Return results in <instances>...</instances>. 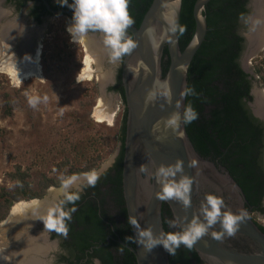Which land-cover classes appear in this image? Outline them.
I'll list each match as a JSON object with an SVG mask.
<instances>
[{"label":"water","instance_id":"water-1","mask_svg":"<svg viewBox=\"0 0 264 264\" xmlns=\"http://www.w3.org/2000/svg\"><path fill=\"white\" fill-rule=\"evenodd\" d=\"M209 1L195 0L192 9L194 33L182 51L177 35L182 0H152L138 27L131 25L127 30L136 46L123 56L120 64L126 107L121 186L133 246L120 243L133 254L136 264H169L168 252L162 246L147 250L141 243L140 233L149 228L154 237L165 233L161 218L163 205L168 207L174 223L182 231L193 219H202L199 209L206 194L223 200L225 207L222 212L227 210L239 214L243 210L246 215L231 236L225 234L216 239L215 235L222 232L220 225L216 224L192 246L201 262L264 264V233L251 219V211L245 207L246 199L240 186L224 168L197 154L184 129L186 79L190 63L207 33L205 7ZM260 4L258 6L254 0L248 29L242 33L245 47L240 61L246 73L249 72L247 60L264 44V7ZM44 5L51 14L63 13L72 17L69 11L51 10L45 1ZM0 13L1 22L4 13ZM149 29L152 30L150 34ZM95 35L88 34L86 38L100 41V37ZM164 48L167 49L169 65L163 76ZM263 93L253 90V101L248 106L254 117L264 122V114L257 110V99L264 102ZM173 116L179 118L175 127L166 126ZM177 160L183 162V171L177 174L176 179L183 175L193 180L188 207L175 200L158 198L160 185L153 175L155 169L161 164H174ZM193 161L196 162L195 167L191 166ZM142 168L145 171H141ZM78 180L81 182L76 187L90 179L83 176ZM63 194L53 197L49 190L43 199L32 200L49 205L36 218L37 223L51 217L57 209L56 201ZM11 211L12 208L0 224V229L10 218ZM39 239L35 241L41 243L47 240L44 236ZM35 255L43 261L42 264H48V251Z\"/></svg>","mask_w":264,"mask_h":264},{"label":"rangeland","instance_id":"rangeland-1","mask_svg":"<svg viewBox=\"0 0 264 264\" xmlns=\"http://www.w3.org/2000/svg\"><path fill=\"white\" fill-rule=\"evenodd\" d=\"M1 8L4 11L1 25L11 23L9 18L24 16V13L11 15L9 9ZM70 22L64 16H53L41 26L32 28L37 34L41 53V82L30 79L13 85L0 72V224L17 203L41 200L50 189L65 185L68 189L65 187L63 196L80 191L81 187L76 186L81 182L78 178L83 176L90 179L84 185H91L93 173L98 172L96 176L99 178L112 166L118 153L117 133L124 107L108 85L120 68L121 59L115 64L110 63L101 43V34H94L100 37L96 43H100L97 45L105 54L102 53L100 71L108 78L100 83L93 74L90 82L79 81L85 51L80 42L72 43L66 31ZM6 54L0 55V59ZM91 67L97 69L95 63ZM247 69L253 80V90L264 92V44L247 60ZM257 70L260 74L256 73ZM99 101L108 104V109L114 113L110 126L97 123L94 118ZM22 193L33 196L13 201ZM63 196L56 201L57 206ZM252 218L264 226V217L253 215ZM49 219L32 226L31 234L49 238L48 229L43 224ZM170 223L169 220V227ZM170 228L175 230V227ZM6 234V244L15 246L21 242L16 229ZM51 240L48 239L54 242ZM47 260L48 264H59L56 255L51 253Z\"/></svg>","mask_w":264,"mask_h":264},{"label":"trees","instance_id":"trees-1","mask_svg":"<svg viewBox=\"0 0 264 264\" xmlns=\"http://www.w3.org/2000/svg\"><path fill=\"white\" fill-rule=\"evenodd\" d=\"M152 0H128V12L135 27ZM72 0H68L70 4ZM195 0H182L178 25V43L182 51L194 33L192 9ZM247 0H210L205 7L207 33L200 48L195 53L187 74L183 124L186 135L194 150L202 158L224 168L238 184L245 196L246 207L259 208L264 194V172L261 167V152L264 144V128L261 122L250 114L247 102L252 97V78H249L240 63L244 50V38L239 32V22L247 16ZM44 8V7H42ZM126 35L131 38L127 32ZM123 58V57H122ZM162 75L169 65L167 49L163 50ZM260 74V71H256ZM120 70L116 86L109 88L117 92L123 103V114L118 128L119 151L112 166L105 171L83 195L69 200L61 216H55L54 224L63 228L66 245L70 249L67 262L78 263L84 257L100 259L101 264H136L130 251L123 249L121 257L109 251L104 239V229L97 217V204L109 207L114 202L121 208L124 221L116 223L121 238L133 246V238L122 195V161L125 136L126 107L121 86ZM188 106L197 113V118L186 122L185 110ZM21 194L14 197L31 198ZM10 205V203H9ZM9 205L7 207H9ZM57 223V220H61ZM163 228L165 233L180 232L171 229L168 222L172 215L166 205L162 206ZM264 233V227L258 225ZM92 250V254H90ZM191 253L192 256H189ZM169 264H201L192 247L180 245L169 254Z\"/></svg>","mask_w":264,"mask_h":264},{"label":"clouds","instance_id":"clouds-1","mask_svg":"<svg viewBox=\"0 0 264 264\" xmlns=\"http://www.w3.org/2000/svg\"><path fill=\"white\" fill-rule=\"evenodd\" d=\"M60 6H67L72 11L71 22L66 26V31L70 35L72 43L86 39L90 32L101 34V43L106 50L109 62L117 63L136 45L133 40L126 35L129 27L134 23L128 12V0H57ZM149 34L151 29L148 30ZM10 55H14L11 51ZM35 104V101H30ZM197 118V113L191 106L185 110L186 122H191ZM177 116H173L166 122V126L175 127ZM196 162H192L195 167ZM183 162L177 160L174 164L165 166L161 164L155 169L154 178L160 185L158 198L161 200H175L182 203L185 207L190 205L189 193L193 180L190 177L180 175L183 171ZM145 171V169H141ZM98 177L93 174L90 184L94 186ZM69 200L74 197L69 196ZM224 202L221 198L213 194H206L200 205L199 215L202 219H193L180 232L160 233L158 236L152 234L151 229H146L140 233L141 243L147 250H152L157 246H162L170 255L180 245L191 248L208 230L219 224L222 232L215 235L220 239L222 235L231 236L237 228L238 223L244 218L246 212L243 210L239 214L230 211H223ZM170 227H175L174 222ZM93 264H100L99 259H94Z\"/></svg>","mask_w":264,"mask_h":264},{"label":"flooded vegetation","instance_id":"flooded-vegetation-1","mask_svg":"<svg viewBox=\"0 0 264 264\" xmlns=\"http://www.w3.org/2000/svg\"><path fill=\"white\" fill-rule=\"evenodd\" d=\"M44 1L47 3L48 7L51 10H66L69 11L70 13H72V11L65 5V6H60L59 3L57 2V0H0V12H2L1 8L2 6H4L5 8L9 9L8 11L11 13V15H15L17 16L18 14L24 13V16L18 19L14 18H9L11 23L9 24H5V25H1V28L4 27L5 29L3 30H11L13 29V32H9L10 34L4 35L5 37H3L4 40H9L11 39L12 41V49L11 52L13 53L14 50V55H12L15 58H19L21 57L22 53H23V49L22 47H26L25 48V55H32L35 53L36 49L38 48V40H37V34L34 32V27H39L41 26L45 20H47L50 17L53 16H64L66 17L69 21H71V17L66 15V14H51L48 12L46 6L44 5ZM263 4L264 7V0H256V4ZM260 4V5H261ZM259 6V5H258ZM44 7V8H42ZM245 8L247 10V16L244 20H240L239 22V32L242 33L248 29V17L252 14L253 12V8H254V0H247ZM4 13V11L2 12ZM1 15V13H0ZM28 25H31V29H28ZM33 28V29H32ZM90 34H99L96 32H90ZM99 43V42H98ZM15 44V45H14ZM100 44V43H99ZM26 45V46H25ZM13 46H15L13 48ZM244 47H245V40H244ZM27 49V50H26ZM41 55V53H40ZM1 57V56H0ZM8 57V56H7ZM122 60V58H121ZM241 63V61H240ZM120 68L116 71V73L114 74L113 80L112 82H109V88H113L114 86H116V82H117V77H118V72H119ZM249 75V74H248ZM121 77V74H120ZM249 78H252L251 75H249ZM122 86V84H121ZM252 91H253V86L250 90V96L252 97V99L247 102V107L248 110L250 112V114L252 115L253 118L254 115L251 111V109L248 106V103H251L253 101V95H252ZM112 92L116 95L117 98H119L121 100L120 95L113 91ZM122 101V100H121ZM258 101V100H257ZM258 111H260L262 114H264V102H260L258 103ZM261 104V105H259ZM260 108V109H259ZM256 120H258L259 122H261V125L264 128V122L255 118ZM119 151V150H118ZM118 154V153H117ZM117 156V155H116ZM114 163V162H113ZM220 167V166H217ZM261 167L262 170L264 172V144L262 147V152H261ZM92 185L89 186H85L84 184H81L80 187V191L79 190H75L72 191L70 193H68L67 195L63 196V199L60 201V204L57 206L56 213H54L51 217H49V222L47 223H43L44 225H46L48 232H49V238H47L46 242H44L42 244L38 243V245H42L43 249L42 252L48 251V254L51 253L53 255H56V260L59 264H93V260L94 259H98L97 257H93V258H88V257H84L83 259H81L78 263H70L67 262L66 259L64 258H69L70 257V249L68 248V246L66 245V240H64V237H66L65 234H63V228L61 226H57L56 224H54V218L55 216H61V214L63 212H66L67 209L65 210V204L69 201L68 197L72 196L75 197L77 195H83L85 194V191L88 190V192L90 193V196H93L92 191L90 190V187ZM259 208H255L253 209L252 207H245L247 210L251 211V219L255 222L256 220H254L252 218L253 215H256L257 217H264V194L262 195V197L260 198L259 201ZM125 208V206H123ZM97 217L99 218V221L102 223L103 229H104V239L106 240V246L109 247V251L114 255L115 253L119 254L121 257L125 254V251L123 249H126L127 251H129L127 248H125L121 243L128 245V243H126L120 236V228H118V226L116 225L117 222L119 221H124V217H122V211L121 208H116L114 202H112L110 204L109 207L100 205V203L97 204ZM126 211V210H125ZM161 218H162V209H161ZM61 220H57V223H59ZM128 221V219H127ZM169 220L164 219V222H168ZM172 222L173 218L170 220ZM40 223H38L36 226H38ZM52 225V227H50L49 225ZM162 224H163V219H162ZM175 224V223H174ZM258 224V223H257ZM261 225V224H258ZM262 227H264L263 225H261ZM178 227L175 224V230ZM179 229V228H178ZM174 230V231H175ZM39 237H41L40 235L36 236V239L40 240ZM52 239L51 241L54 242H49L48 239ZM37 240V241H38ZM121 242V243H120ZM49 243V244H48ZM130 246V245H128ZM194 252V250H193ZM195 253V252H194ZM90 254H92V250H90ZM196 255V254H195ZM189 256H192L191 253H189ZM197 257V255H196ZM169 258V255H168ZM198 258V257H197ZM198 260L200 261L201 264H203L201 262V260L198 258ZM100 261V259H99ZM191 264H195L193 260L190 261ZM101 264V261H100Z\"/></svg>","mask_w":264,"mask_h":264},{"label":"bare ground","instance_id":"bare-ground-1","mask_svg":"<svg viewBox=\"0 0 264 264\" xmlns=\"http://www.w3.org/2000/svg\"><path fill=\"white\" fill-rule=\"evenodd\" d=\"M3 29L5 28H1L0 26V30H2L0 31V55L7 54L4 55V57L2 56L0 59V72L4 73L9 78L13 85H18L30 79H35L36 81L41 82L39 48L34 54L29 56L25 55L24 53L26 47H22L23 53L21 57H13L9 54L12 49V40H4L3 37H5L4 35L10 34L9 32H13L14 30L11 29L6 31ZM79 42L82 44L85 51V57L83 60L82 69L80 71L79 81L90 82L92 80L93 74H96L97 80H99L100 83L105 82L108 76L105 74V72H101L99 67L102 59V53L104 52L101 50V46L99 47L96 41L89 40L87 38L80 40ZM92 63L97 65L96 70L92 69ZM263 94L262 96H264ZM257 102L260 103L261 100H258ZM113 117L114 113L108 109V104L106 105L102 101H99L97 107L94 110V118L96 122L106 123L108 126H110L113 122ZM66 186L67 185L62 186L59 189H50V193L53 197L57 196L59 193H63ZM48 207L49 205L47 206L44 204V202L30 201L17 203L12 208L10 218H8V220L2 224L0 229V264L43 263V261H41L35 254L45 252H42V245H38V243L35 241L36 236L38 235H32L31 230L33 229L32 226L38 224L36 218L41 215ZM13 228L16 229V233H18L17 236H19V239L21 240V242L16 243L15 246L8 245L5 242V237L8 235L6 233L9 230H13ZM32 236L35 238H32Z\"/></svg>","mask_w":264,"mask_h":264},{"label":"snow or ice","instance_id":"snow-or-ice-1","mask_svg":"<svg viewBox=\"0 0 264 264\" xmlns=\"http://www.w3.org/2000/svg\"><path fill=\"white\" fill-rule=\"evenodd\" d=\"M49 226H50V227H52V225H51V224H50Z\"/></svg>","mask_w":264,"mask_h":264}]
</instances>
